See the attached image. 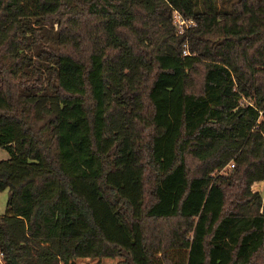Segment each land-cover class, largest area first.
Wrapping results in <instances>:
<instances>
[{"label":"trees","instance_id":"16d2710c","mask_svg":"<svg viewBox=\"0 0 264 264\" xmlns=\"http://www.w3.org/2000/svg\"><path fill=\"white\" fill-rule=\"evenodd\" d=\"M0 149L4 264H264V0H0Z\"/></svg>","mask_w":264,"mask_h":264},{"label":"rangeland","instance_id":"374dc122","mask_svg":"<svg viewBox=\"0 0 264 264\" xmlns=\"http://www.w3.org/2000/svg\"><path fill=\"white\" fill-rule=\"evenodd\" d=\"M176 34L178 33V26H177V31L175 30ZM9 158L8 153L0 149V161L1 160H7ZM252 191H259L262 195H264V183H259L255 184L251 188ZM6 200H7V192L3 191L0 192V216L4 214L5 212V205H6ZM0 264H4L1 262ZM70 264H124V259H114V260H109V259H102V260H92V259H80V260H75L71 262Z\"/></svg>","mask_w":264,"mask_h":264},{"label":"built area","instance_id":"2783aa9c","mask_svg":"<svg viewBox=\"0 0 264 264\" xmlns=\"http://www.w3.org/2000/svg\"><path fill=\"white\" fill-rule=\"evenodd\" d=\"M174 25L176 27L178 26V33L181 34L184 27L192 26V22L186 21V20L182 19L179 15L174 14ZM183 55L188 56L189 54L187 53V51H184ZM230 167L232 168L233 166L230 165ZM1 262H3V261H2V253L0 252V263Z\"/></svg>","mask_w":264,"mask_h":264}]
</instances>
